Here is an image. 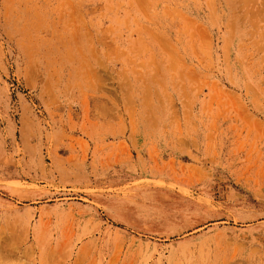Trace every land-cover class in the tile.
<instances>
[{
  "label": "rangeland",
  "instance_id": "obj_1",
  "mask_svg": "<svg viewBox=\"0 0 264 264\" xmlns=\"http://www.w3.org/2000/svg\"><path fill=\"white\" fill-rule=\"evenodd\" d=\"M0 264H264V0H0Z\"/></svg>",
  "mask_w": 264,
  "mask_h": 264
}]
</instances>
